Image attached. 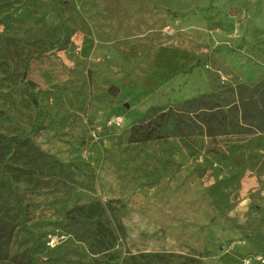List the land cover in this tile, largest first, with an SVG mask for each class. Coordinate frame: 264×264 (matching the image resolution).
<instances>
[{
    "label": "rangeland",
    "instance_id": "rangeland-1",
    "mask_svg": "<svg viewBox=\"0 0 264 264\" xmlns=\"http://www.w3.org/2000/svg\"><path fill=\"white\" fill-rule=\"evenodd\" d=\"M259 83L264 0H0V264H260L264 128L129 141L147 108ZM95 201L119 237L93 254L63 226Z\"/></svg>",
    "mask_w": 264,
    "mask_h": 264
},
{
    "label": "trees",
    "instance_id": "trees-1",
    "mask_svg": "<svg viewBox=\"0 0 264 264\" xmlns=\"http://www.w3.org/2000/svg\"><path fill=\"white\" fill-rule=\"evenodd\" d=\"M231 91L235 99L227 105L221 103L220 93H209L185 99L166 109L161 106L147 108L145 115L130 127L129 141L142 142L169 136L211 138L231 133H245L251 131V126L264 128L254 125V120L259 115L264 116V110L257 111V102L264 103V83H259L253 88L237 84ZM34 103L36 105V102ZM251 109L256 112L252 114ZM38 129H43V125L38 124ZM20 143L26 148L41 173L44 175L55 173L70 178V164H65L55 156L40 151L28 137L22 139ZM11 151L12 142L9 140L4 155H8ZM6 183L9 191L12 192L8 179ZM107 210L110 212L109 206L100 201L78 205L69 210L71 216L63 227L69 234L84 242L91 253L105 252L114 247L119 237L110 225L111 219L107 217ZM117 226L122 233L121 224ZM8 237L5 234L0 236V251ZM155 256L163 259L162 254ZM138 257L145 258L142 255Z\"/></svg>",
    "mask_w": 264,
    "mask_h": 264
},
{
    "label": "built area",
    "instance_id": "built-area-1",
    "mask_svg": "<svg viewBox=\"0 0 264 264\" xmlns=\"http://www.w3.org/2000/svg\"><path fill=\"white\" fill-rule=\"evenodd\" d=\"M256 259L260 261V264H264V257L257 256Z\"/></svg>",
    "mask_w": 264,
    "mask_h": 264
}]
</instances>
